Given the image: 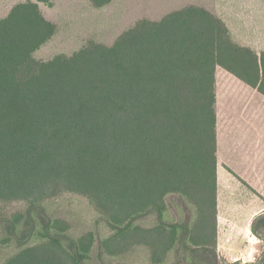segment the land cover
<instances>
[{"label": "trees", "instance_id": "trees-1", "mask_svg": "<svg viewBox=\"0 0 264 264\" xmlns=\"http://www.w3.org/2000/svg\"><path fill=\"white\" fill-rule=\"evenodd\" d=\"M41 3L52 2L21 1L0 19V202L27 203L0 215V245H15L2 264H109L139 247L151 264H219L217 69L264 95V51L190 4L41 60L57 32ZM65 194L87 198L111 233L71 236L46 207Z\"/></svg>", "mask_w": 264, "mask_h": 264}, {"label": "rangeland", "instance_id": "rangeland-1", "mask_svg": "<svg viewBox=\"0 0 264 264\" xmlns=\"http://www.w3.org/2000/svg\"><path fill=\"white\" fill-rule=\"evenodd\" d=\"M21 1L25 0H0V19ZM51 2V5L46 3L40 5L46 17L56 23L57 32L49 42L36 51L35 57L41 60H49L63 53L72 54L90 41L110 45L137 20L161 19L167 13L190 4L205 7L221 17L230 28L235 41L250 45L258 52L264 51V0H113L100 8L95 7L88 0H51ZM230 85L231 82H228V87L226 86L223 91L225 93L218 106L220 111L227 105L223 98L226 94L228 101L231 94L229 87L235 88ZM227 109L226 107L225 110ZM250 139L246 152L240 156L241 160L237 159V164L243 165L238 171L241 170L250 178L261 180L264 179V160L260 148L256 147V140L254 142L252 138ZM223 165L228 174L229 166ZM229 179L221 178L226 189L221 187L219 197L218 262L219 264H264V223H257V235L254 234L251 226L254 220L251 219L252 215L257 211L253 207L256 196L245 186L229 190V186L233 187ZM46 207L50 216L63 219L69 224V234L73 237H79L88 231H94L97 237L107 236L112 231L108 223L99 218L98 212L83 196L65 194L47 202ZM26 208V201L0 202V215L21 213ZM181 209L185 215L190 213L189 207L185 208L181 205ZM173 212L175 218L179 219L176 208ZM157 220L156 215H151L140 219L139 223L144 227H150ZM249 222L250 226H246ZM2 231L4 234L2 233L1 236H5V231ZM250 248L252 252L248 253ZM14 252V244H1L0 264ZM150 255L148 248L139 247L127 251L121 257L111 259L108 263L151 264ZM169 256V263H174V253ZM183 264L188 262L184 259Z\"/></svg>", "mask_w": 264, "mask_h": 264}, {"label": "crops", "instance_id": "crops-1", "mask_svg": "<svg viewBox=\"0 0 264 264\" xmlns=\"http://www.w3.org/2000/svg\"><path fill=\"white\" fill-rule=\"evenodd\" d=\"M216 77V109L218 115V216L220 190L221 187L226 189V186L221 182V178L223 177L226 180L230 176L229 181L232 182L233 187L229 186V190H232L234 187L240 189L241 186H245V188L251 190L256 196L253 207L257 211L252 215L251 219L254 218L251 224L252 226L259 216L264 215V179L256 180L254 177L250 178L244 175L241 170L238 171V169L243 168V165L240 166L237 164V159L241 160L240 156L246 152V147L250 145V138H252L254 142L256 140V147L260 148L264 160V95L257 88L252 87L222 67L217 69ZM228 82H231L230 86H234L235 88L232 89L229 87L231 94L228 101L226 100V94L225 97L223 96L227 105L220 111L218 106L220 100H222L223 93H225L223 91H225L226 86L228 87ZM220 88L222 89L221 91ZM226 107L228 108L227 111L225 110ZM223 164L229 166L227 169L228 174H226ZM261 211L263 214H260L262 213ZM250 222L246 226H250ZM249 229L251 230L250 227ZM250 252H252L251 248L248 250V253Z\"/></svg>", "mask_w": 264, "mask_h": 264}]
</instances>
